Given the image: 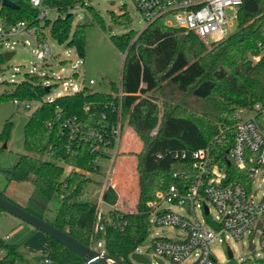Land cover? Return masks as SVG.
Wrapping results in <instances>:
<instances>
[{"label":"trees","instance_id":"1","mask_svg":"<svg viewBox=\"0 0 264 264\" xmlns=\"http://www.w3.org/2000/svg\"><path fill=\"white\" fill-rule=\"evenodd\" d=\"M2 1L0 22L7 28L24 22L38 29L44 21H40V10L29 0H8L14 8L3 6ZM82 2L41 0L42 9L58 13L53 21L45 20L51 38L59 45L73 48L81 59L86 28L96 24L106 30L103 21H80L73 25L71 10ZM121 17L125 16H112V20L118 21ZM42 37V30L36 33L37 39ZM110 40L123 55L120 86L112 84L110 93L92 92L85 87L49 102L45 100L47 93L41 78L26 74L11 91L0 95V101L39 103L24 126L25 154L5 174L9 182L31 179L32 190L23 206L29 213L43 218L51 197L57 193L61 202L53 223L56 228L85 246L102 239L106 254L131 264L130 255L148 233V202L175 182V172L180 174V179L185 173L194 172L192 159L177 161L173 157L175 152L209 147L220 167L228 171L230 180L244 178L243 171L233 164L228 165L227 160L239 122L237 112L251 111L255 104L264 102V56L259 62L253 61V57L264 50V0H244L237 32L212 50L196 35L167 27L162 20L140 32L111 36ZM4 64L0 52V73ZM189 97L196 100L197 105L188 101ZM118 106L121 120L127 121L142 142L136 167L137 204L134 211L123 214L127 222L124 231L106 226L103 232H98L101 218L96 214V204L80 199L89 181L84 172L98 171L93 141L83 139V135L72 140L62 132L64 124L75 119L84 133H108L116 118L113 109ZM11 125L10 121L4 124L0 143L8 139ZM154 129H157L156 134L151 135ZM65 168L69 169L66 174ZM115 189L108 187L105 202L116 203ZM0 194L7 197L3 192ZM47 239L49 252L45 259L55 264H85L83 258ZM0 249L5 251L0 264H16L20 258L16 246L0 239ZM227 264H264V261L233 259Z\"/></svg>","mask_w":264,"mask_h":264},{"label":"built area","instance_id":"2","mask_svg":"<svg viewBox=\"0 0 264 264\" xmlns=\"http://www.w3.org/2000/svg\"><path fill=\"white\" fill-rule=\"evenodd\" d=\"M29 1L34 8L40 10L38 16L40 21L46 18V9H42L41 0ZM131 1L142 16L145 27L162 20L165 26L194 34L204 43H219L227 39L229 29L232 28L235 20L238 21L244 3V0ZM168 16L174 18L175 24L165 20ZM22 32L35 37L36 58L40 63L53 57V48L45 41L44 33L41 39H37L36 33L40 31L35 27L26 26L24 22H18L7 30L0 27V40L4 41L7 33L16 36ZM263 56L264 50L256 56V60L260 61ZM89 83L93 84V81L90 80ZM73 90L80 91L76 86H73ZM13 103L19 104L18 101ZM23 104L25 109H29L28 103ZM85 110L87 111L88 108ZM113 110L116 111V118L110 129L106 131L108 133H84L82 126L72 119L64 124L62 134L65 133L72 140L83 135V139L88 138L93 141L92 149L97 154L96 162L101 158L113 162L121 135L120 106ZM249 112L251 115L246 119L238 117L233 146L228 153L230 165L233 164L238 170L243 171V179L230 180L228 171L220 167L209 147L194 152L182 151L173 154L177 161L191 158L194 172L185 173L181 179L180 174L175 172L173 174L175 182L168 184L165 191L157 192L154 201L148 202L149 228L151 226L171 228L178 232L171 238L156 237L151 241L154 260H160L162 264H166L165 259L175 264L184 263L189 259L192 260L188 264H221L212 250L214 242L223 243L229 238L247 239L249 246L251 242L254 244L253 251H255L256 238L259 235L258 245L261 253L257 260L264 261V193L258 200V191L252 188L256 176L259 175L262 180L264 179V102L255 104ZM102 119H105L104 115ZM156 131L157 129H154L151 135H155ZM108 187L115 188V183L111 179L105 180L98 193L96 214L101 218V222L97 231L103 232L106 226H110L122 232L127 225L123 211L112 206L108 213L104 214L101 208ZM163 202L185 209L191 217L187 218L170 208H161ZM213 208L216 213L214 218ZM197 209L201 210L202 219L197 216ZM89 247L105 252L102 239L91 241ZM44 262L49 261L44 260Z\"/></svg>","mask_w":264,"mask_h":264},{"label":"rangeland","instance_id":"3","mask_svg":"<svg viewBox=\"0 0 264 264\" xmlns=\"http://www.w3.org/2000/svg\"><path fill=\"white\" fill-rule=\"evenodd\" d=\"M90 8L93 10L92 12H90ZM71 12L74 16L73 25L80 21L90 23V21L95 20L103 21L106 26L105 31L96 24L89 25L86 28L83 59L77 55L73 48L59 45L51 38L45 20L53 21L58 16V13L55 10L47 8L46 18L40 23L38 31L43 30L45 41L53 48V57L44 61V63H40L36 58L37 46L34 36H29L24 32L16 36H10L8 33L5 34V40H0V52H13V55L9 60L5 61L3 72L0 73V95L11 91L13 85L22 81L26 74H34L40 77L45 87L50 88L45 97L47 101H51L57 96L73 94L75 92L73 86H76L77 90L86 87L92 92L105 94L111 92L112 84L116 87L120 86L123 55L111 42L110 37L123 35L129 31H142L145 28L142 16L135 9L131 0H83L81 4L75 5ZM122 14L125 17H121L118 21L112 20V16H120ZM165 20L175 24V20L171 16H168ZM0 27L6 30L9 29L3 26L1 22ZM237 30L238 21L235 20L232 28L229 29V36L235 34ZM135 38L136 36H134ZM219 43L203 42L205 47L210 50L219 45ZM253 61L259 62L256 60V56L253 57ZM90 80L93 81V84L89 83ZM172 89L175 90L174 87ZM188 101L197 105L196 100L193 98L189 97ZM28 104L30 106L29 109H25L24 104H14L10 99L0 101V133L6 121H10L12 124L8 139L0 143V192H3L8 198L19 205L25 204L29 197L32 190L31 179L9 182L5 173L13 168L21 155L25 154L23 143L24 126L27 118L39 103L30 102ZM237 115L246 119L251 113L246 110H239ZM120 126L121 135L114 157V159H117L113 163L109 159L101 158L97 162L95 159V163L100 167V170L84 172L89 177V181L81 195L84 199H81V197L80 199L96 204L98 193L106 180L104 170L111 168L115 172L121 160L122 162H126L132 159L133 163L130 162L128 164L129 173L127 174V179L125 176H122L123 174L117 175L116 173L118 178L117 193L119 196L115 205L123 213H130V211L135 210L137 204L138 173L136 167L137 156L142 150V142L129 127L127 121L123 122L121 120ZM4 145L5 148H3ZM65 169L66 173L68 170L67 168ZM252 188L258 191L259 200L264 193V179L262 180L259 175L256 176ZM60 202V195L55 193L44 211V220L51 224L54 223ZM101 208L104 214L108 213L109 210H107L105 202L101 203ZM161 208H170L187 218L191 217L186 213L185 209L170 203L163 202ZM196 214L200 219L203 218L200 209L196 210ZM215 216L216 213L213 208L212 217L214 218ZM33 231L34 229L31 226L7 214L6 211L0 210V239L5 240L7 244L17 246V252L21 257L16 261V264H44L47 253L44 249L43 251L38 250L37 243L31 239ZM177 233L175 229L151 226L148 229L145 241L136 249V253L151 260V264H157L153 259L151 241L156 237L171 238ZM258 242L259 235L256 238L257 249L251 251L249 249V240L229 238L223 243L219 241L214 242L212 250L219 258L221 264L229 262L228 248L232 250L234 260L238 262L248 259L256 261L260 258L261 253ZM1 251L4 254L5 251ZM2 253H0V260L3 257ZM40 260L42 261L41 263H39ZM191 260L189 259L181 264H188ZM165 262L166 264H175L168 259H165Z\"/></svg>","mask_w":264,"mask_h":264},{"label":"water","instance_id":"4","mask_svg":"<svg viewBox=\"0 0 264 264\" xmlns=\"http://www.w3.org/2000/svg\"><path fill=\"white\" fill-rule=\"evenodd\" d=\"M2 5L14 8V4L11 3L8 0H3ZM13 55V52H5L3 53L4 61L9 60V58ZM49 87H45L46 93L49 92ZM5 148V145L3 146ZM227 164L230 165L231 162L227 160ZM0 209L3 211H6L7 214L17 218L21 222L31 226L35 230L41 232L45 236L51 238L58 244L62 245L66 249L70 250L71 252L75 253L79 257L83 258L85 261V264H128L124 263L120 260H117L115 258H112L105 252H100L91 249L89 246H85L81 244L79 241L74 239L72 236L67 234L66 232L56 228L53 224L47 222L43 218H39L31 213H29L28 210H26L23 206L13 202L12 200L8 199L7 197H4L0 194ZM208 208L206 207V211ZM260 227V225H259ZM254 238V235L252 236V239ZM249 249L251 251L254 250V244L251 242ZM228 256L229 261L235 259L234 254L232 250L228 249ZM130 261L131 264H151V260L144 257L143 255L139 253H132L130 255ZM157 264H162L160 260H155Z\"/></svg>","mask_w":264,"mask_h":264},{"label":"crops","instance_id":"5","mask_svg":"<svg viewBox=\"0 0 264 264\" xmlns=\"http://www.w3.org/2000/svg\"><path fill=\"white\" fill-rule=\"evenodd\" d=\"M105 159H107V158H105ZM117 158H115L114 159V161L116 160ZM113 161V162H114ZM113 162H111V163H113ZM128 162V163H127ZM130 162H132L133 163V161H132V159L130 160V161H126V162H122V160L120 161V164L118 163V166L116 167L117 169L115 170V172H114V170L113 169H111V168H107L106 170H104L105 172V176H106V179H111L112 180V182H114L115 183V187H116V191H117V185H118V178H117V175H121V174H123L122 176L124 177L125 176V178L127 179V174L129 173V170H128V164L130 163ZM67 170H69V169H67ZM100 170V167L98 166V171ZM68 172V171H67ZM66 172V173H67ZM65 173V174H66ZM116 173H117V175H116ZM131 173V172H130ZM112 174V175H111ZM102 188V187H101ZM101 191V190H100ZM30 195V194H29ZM92 195H94L93 193H92ZM119 196V195H118ZM28 200V199H27ZM26 203H27V201L25 202V204H21V205H26ZM106 203V205H107V210H110L111 208H112V206H115L116 207V205L114 204H110V203H107V202H105ZM117 208H119V207H117ZM18 225H20V224H18ZM17 225V226H18ZM20 228H21V226H20ZM34 229V228H33ZM31 239H33L36 243H37V245H38V250L39 251H43V249L45 250V252L48 254V252H49V242H48V239H47V237L44 235V234H42L41 232H39V231H37V230H35L34 229V231L32 232V234H31ZM17 247V246H16ZM18 253V252H17ZM47 256V255H46ZM21 257V256H20ZM43 260V259H42ZM44 260H47V259H44ZM49 261V260H48ZM42 261L40 260V262L39 263H41ZM44 264H55V263H53V262H47V263H45L44 262Z\"/></svg>","mask_w":264,"mask_h":264}]
</instances>
